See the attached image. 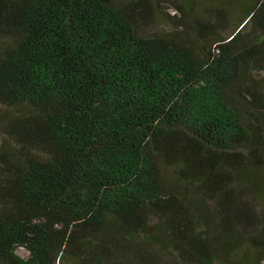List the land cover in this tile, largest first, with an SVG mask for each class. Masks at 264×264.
<instances>
[{
    "label": "trees",
    "instance_id": "1",
    "mask_svg": "<svg viewBox=\"0 0 264 264\" xmlns=\"http://www.w3.org/2000/svg\"><path fill=\"white\" fill-rule=\"evenodd\" d=\"M166 1L0 0V264H264V0Z\"/></svg>",
    "mask_w": 264,
    "mask_h": 264
},
{
    "label": "rangeland",
    "instance_id": "2",
    "mask_svg": "<svg viewBox=\"0 0 264 264\" xmlns=\"http://www.w3.org/2000/svg\"><path fill=\"white\" fill-rule=\"evenodd\" d=\"M170 1H174L178 4H181L182 0H169V2L166 1L164 3L165 12H167L168 14L174 13L175 16L180 17L181 13L171 5L172 3ZM187 1L190 4L193 13L196 16H200L204 12L207 13L206 10H208V8H210L212 5H216L224 2V0L222 1L221 0H187ZM233 6L236 7L234 4L227 5L228 8H232ZM149 28H150L149 30H167L169 29V24L167 23L165 16H158L155 19V21L152 23V26ZM15 252L22 258H26L28 255V252L23 247H18Z\"/></svg>",
    "mask_w": 264,
    "mask_h": 264
}]
</instances>
